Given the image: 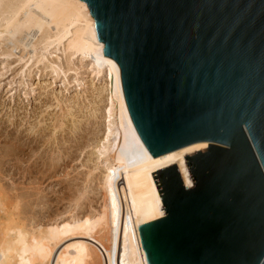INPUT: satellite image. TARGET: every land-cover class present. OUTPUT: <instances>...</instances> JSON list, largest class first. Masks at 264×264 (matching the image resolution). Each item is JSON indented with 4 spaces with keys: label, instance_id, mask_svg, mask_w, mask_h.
<instances>
[{
    "label": "water",
    "instance_id": "95a60500",
    "mask_svg": "<svg viewBox=\"0 0 264 264\" xmlns=\"http://www.w3.org/2000/svg\"><path fill=\"white\" fill-rule=\"evenodd\" d=\"M156 156L151 264H264V0H87Z\"/></svg>",
    "mask_w": 264,
    "mask_h": 264
},
{
    "label": "bare ground",
    "instance_id": "6f19581e",
    "mask_svg": "<svg viewBox=\"0 0 264 264\" xmlns=\"http://www.w3.org/2000/svg\"><path fill=\"white\" fill-rule=\"evenodd\" d=\"M104 48L87 0H0L3 67L8 70L16 64V76L19 74L27 95L35 90L34 68L40 72V82L41 72L53 78L51 84L62 78L65 90L73 82L82 89L86 72L91 85L96 81L100 84L104 129L94 141L87 175L90 178L100 171L110 204V227L103 241L77 236L72 243H64L62 238L51 237L49 231L37 236L33 226L34 234L26 238L23 231L5 230L0 225V264H6L10 255L12 264H151L141 225L160 217L157 203L163 197L156 188L154 169L178 160L184 170L183 153L197 149L200 143H210L200 140L153 154L131 116L121 66ZM76 94L80 95L79 91ZM53 96L55 106L71 115L75 127L73 100L56 92ZM61 127L63 122L54 129Z\"/></svg>",
    "mask_w": 264,
    "mask_h": 264
},
{
    "label": "rangeland",
    "instance_id": "374dc122",
    "mask_svg": "<svg viewBox=\"0 0 264 264\" xmlns=\"http://www.w3.org/2000/svg\"><path fill=\"white\" fill-rule=\"evenodd\" d=\"M0 57V225L26 238L49 231L64 243L77 236L103 241L110 227L105 179L100 171L87 175L94 141L104 129L100 84L91 85L83 67L82 89L73 82L65 90L62 78L51 84L53 78L41 72L40 82L34 68L35 90L27 95L16 64L7 70ZM53 92L73 100L77 127L55 106ZM60 122L63 127L55 130ZM9 257L6 264L14 260Z\"/></svg>",
    "mask_w": 264,
    "mask_h": 264
}]
</instances>
